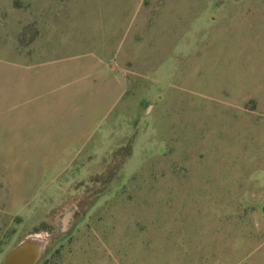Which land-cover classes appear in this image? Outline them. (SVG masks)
<instances>
[{
  "label": "rangeland",
  "instance_id": "1",
  "mask_svg": "<svg viewBox=\"0 0 264 264\" xmlns=\"http://www.w3.org/2000/svg\"><path fill=\"white\" fill-rule=\"evenodd\" d=\"M264 264V0H0V264Z\"/></svg>",
  "mask_w": 264,
  "mask_h": 264
},
{
  "label": "water",
  "instance_id": "2",
  "mask_svg": "<svg viewBox=\"0 0 264 264\" xmlns=\"http://www.w3.org/2000/svg\"><path fill=\"white\" fill-rule=\"evenodd\" d=\"M43 248L28 240L13 249L7 256L5 264H37Z\"/></svg>",
  "mask_w": 264,
  "mask_h": 264
},
{
  "label": "bare ground",
  "instance_id": "3",
  "mask_svg": "<svg viewBox=\"0 0 264 264\" xmlns=\"http://www.w3.org/2000/svg\"><path fill=\"white\" fill-rule=\"evenodd\" d=\"M31 241H33L34 243H36L41 248H43V246H44V241L42 239H40V238H34Z\"/></svg>",
  "mask_w": 264,
  "mask_h": 264
}]
</instances>
